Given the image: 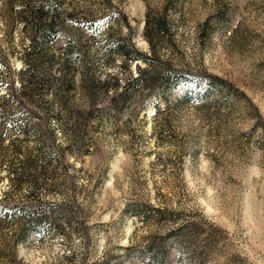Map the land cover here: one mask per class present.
I'll list each match as a JSON object with an SVG mask.
<instances>
[{"label":"rangeland","instance_id":"374dc122","mask_svg":"<svg viewBox=\"0 0 264 264\" xmlns=\"http://www.w3.org/2000/svg\"><path fill=\"white\" fill-rule=\"evenodd\" d=\"M1 206L0 264H264V0H0Z\"/></svg>","mask_w":264,"mask_h":264},{"label":"trees","instance_id":"16d2710c","mask_svg":"<svg viewBox=\"0 0 264 264\" xmlns=\"http://www.w3.org/2000/svg\"><path fill=\"white\" fill-rule=\"evenodd\" d=\"M138 55L141 56L140 54H138ZM27 209L30 210V206H28ZM8 211H9V207H7V206H1L0 207V214L8 213Z\"/></svg>","mask_w":264,"mask_h":264}]
</instances>
